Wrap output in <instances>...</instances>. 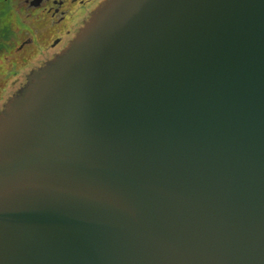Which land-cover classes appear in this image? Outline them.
<instances>
[{
	"label": "water",
	"instance_id": "water-1",
	"mask_svg": "<svg viewBox=\"0 0 264 264\" xmlns=\"http://www.w3.org/2000/svg\"><path fill=\"white\" fill-rule=\"evenodd\" d=\"M0 264H264V0H106L33 69Z\"/></svg>",
	"mask_w": 264,
	"mask_h": 264
},
{
	"label": "flooded vegetation",
	"instance_id": "flooded-vegetation-1",
	"mask_svg": "<svg viewBox=\"0 0 264 264\" xmlns=\"http://www.w3.org/2000/svg\"><path fill=\"white\" fill-rule=\"evenodd\" d=\"M105 1L0 0V11L4 8L15 14L16 21L20 20L0 30V42L3 44L0 45V58L5 63L16 64V76L11 85L8 87L5 82H0V90L4 91H0V111L15 94L11 90L18 91L35 67L57 56L76 36L85 20ZM14 30L17 31L16 41L10 39ZM4 46L8 51L3 53ZM22 80L25 81L16 86L17 81Z\"/></svg>",
	"mask_w": 264,
	"mask_h": 264
},
{
	"label": "rangeland",
	"instance_id": "rangeland-1",
	"mask_svg": "<svg viewBox=\"0 0 264 264\" xmlns=\"http://www.w3.org/2000/svg\"><path fill=\"white\" fill-rule=\"evenodd\" d=\"M19 22H20L19 19L17 21L15 20V14L14 13L11 14L8 10L5 11L4 8L0 11V30L1 29H4L6 25H11L13 23L16 24V23H19ZM14 31H13V38H12V36L10 38L12 41H14V39L16 41V39H17V38H15L17 31L16 30H14ZM7 32L10 34L11 33V30H7ZM2 40H4V38H2ZM0 45H3V44H1V42H0ZM5 48L6 47L4 46L3 53L8 51V50H6L7 48L6 49ZM15 66H16V64L15 65H12V64L5 63L4 60H2L0 58V78L6 77V79H0V82L1 81L2 82H5L6 86L8 85V87L11 85V82H13V80L15 79L14 78L16 76L15 75L16 74L15 73L16 71H14ZM37 67H35V68H37ZM26 69L27 68H25V70ZM12 71H14L13 72V75H12ZM24 81L25 80H22L21 82L20 81H17L18 84H16V86L20 85ZM13 90H11L13 93L17 92L15 90L14 91ZM0 91H2L4 93L3 90H0Z\"/></svg>",
	"mask_w": 264,
	"mask_h": 264
}]
</instances>
